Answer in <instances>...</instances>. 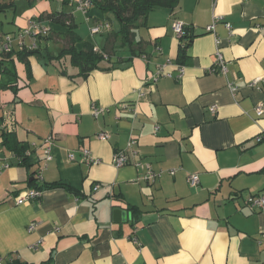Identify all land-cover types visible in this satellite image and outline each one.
<instances>
[{
  "label": "crops",
  "instance_id": "obj_1",
  "mask_svg": "<svg viewBox=\"0 0 264 264\" xmlns=\"http://www.w3.org/2000/svg\"><path fill=\"white\" fill-rule=\"evenodd\" d=\"M13 1L0 11V34L19 32L32 20L51 33L38 38L41 51L28 56L29 65L15 60L18 88L0 86L4 125L37 159L31 168L13 154L0 160V257L29 264H264V208L247 205L251 196L264 195V114L256 112L264 103V0H178L173 9L157 7L137 30L135 55L119 46L112 13L93 5L81 10L79 0L71 6ZM65 6L82 38L77 49L89 42L108 51L106 65L116 67L86 78L73 77L70 66L72 76L60 73V61L49 57L67 46L68 27L44 16ZM177 22L195 35L180 78ZM104 23L110 27L92 33ZM217 37L226 74L214 71ZM164 64L173 76L156 81ZM255 79L261 80L250 86ZM93 103L106 112L94 117ZM101 132L109 139H100ZM131 139L139 154L116 167L114 152L129 148ZM83 148L99 161L85 160ZM135 160L161 175L147 179ZM191 174L199 175L195 186ZM54 182L73 189L50 188L40 199L17 202L26 190ZM131 205L141 210L137 220ZM115 210L127 216L115 218Z\"/></svg>",
  "mask_w": 264,
  "mask_h": 264
},
{
  "label": "trees",
  "instance_id": "obj_2",
  "mask_svg": "<svg viewBox=\"0 0 264 264\" xmlns=\"http://www.w3.org/2000/svg\"><path fill=\"white\" fill-rule=\"evenodd\" d=\"M93 6L98 7L103 13H112L119 21L120 29L116 32V37L119 40V46L121 48L127 47L133 55H135V44L137 30L140 27L147 25V19L149 13L157 7H170L173 9L178 0H90ZM71 0H64L66 6L72 5ZM15 3L12 0L10 3L0 4V11H5L7 8L14 6ZM56 13L46 14L44 17L52 20L58 24L68 27V31L65 33L67 39V46L58 53V55H50L49 59L59 60L61 67L60 73L64 75H70L67 73V67L76 68V73L73 77L86 78L88 75L96 70H106L116 67L114 64L106 65V61L109 59V53L105 50L95 48L94 45L86 42L82 50H78L76 43L82 40L81 36L76 31V24L73 19V15L70 9L66 7ZM110 24V23H109ZM195 35L191 33L188 27H185V35L180 39V52L177 58V63L180 65H186L189 59L187 54V48L192 43ZM41 48L37 47L32 50L15 49L11 52H0V74L2 76L1 85L5 88L11 87L17 89V72L14 62L16 59L24 61L28 64V56L36 55L40 53ZM132 55V56H133ZM66 62L68 64L66 65ZM5 79V80H4ZM0 160L6 157L5 155L13 154L19 159L20 164L31 168L37 159L34 155V150L30 145L24 141H21L14 130L9 129L4 125V117L0 116ZM36 183L34 173L29 177V184ZM65 187L69 190L73 188L67 182H54L49 184H43L39 189L47 190L50 188ZM129 209L133 212V215L137 216L141 210L131 205ZM136 218V220H137ZM4 264H29L22 261L18 257L9 256L7 259H2Z\"/></svg>",
  "mask_w": 264,
  "mask_h": 264
},
{
  "label": "built area",
  "instance_id": "obj_3",
  "mask_svg": "<svg viewBox=\"0 0 264 264\" xmlns=\"http://www.w3.org/2000/svg\"><path fill=\"white\" fill-rule=\"evenodd\" d=\"M92 6V3L90 0H79L78 2V8L81 10L86 11ZM227 28L231 30L232 33V26L230 23H227ZM110 24L109 23H104V24H97L91 28L92 33H100L104 28H109ZM175 34L176 36L181 39L185 35V26L183 23L177 22L175 23L174 26ZM208 31L213 30V25H210L207 27ZM51 33V28L48 25L43 24L39 20H32L30 21L29 25L27 27L22 28L19 32L16 33H3L0 34V52H11L15 49H26V50H32L37 48L38 46V38L42 36H48ZM220 38L217 37V51H216V62H215V69L214 71H218L219 73L226 74L227 72V66H226V61L224 59L223 54L220 51ZM170 60H168V63L170 64ZM185 65H180L178 64V77H182L185 71L184 68ZM165 64L162 65L159 70L157 75L154 77L155 80H159L161 77H172V73L165 72ZM259 80L261 79H255L252 81L249 85L254 86L259 83ZM230 88L232 91H237V87H235L233 84H230ZM217 106L212 105L210 107V111L212 113H216ZM106 112L105 107L97 106L96 103H93L91 105V113L94 117L98 118L99 116L103 115ZM256 112L258 116H262L264 114V103L261 102L257 108ZM99 138L102 140H108L109 135L105 132H101L99 135ZM261 139V137H260ZM46 142L48 143L46 149H45V154H46V159L50 160L52 159V154H51V149H50V138L46 139ZM136 143L135 139H131V141L128 143L127 149H118L114 152L113 154V164L116 167H122L128 163H130L135 156L139 154L138 150L133 148V145ZM84 159L87 161H90L92 163H97L99 160L95 158L91 151L88 148H83L82 150ZM70 157L73 159L74 155L71 154ZM133 163L141 168L146 169V175L145 177L147 179H155L157 176L161 175V173L154 171V169L151 167L150 164H147L141 160H135ZM9 166L8 164H4V167ZM175 170H171V174H175ZM188 181L192 186L197 185L199 182V175L198 174H191L188 177ZM100 188V185H95L94 190H97ZM42 189L39 188H32L26 190L23 194H21L17 198L18 203H24L27 201L35 200V199H40L42 194H43ZM247 205L251 209H262L264 208V195H253L251 196L248 201ZM37 224L36 223H31L29 226V231H33L36 228ZM135 241L136 238H135ZM0 264H4V261L0 257ZM123 264H128V263H123Z\"/></svg>",
  "mask_w": 264,
  "mask_h": 264
},
{
  "label": "water",
  "instance_id": "obj_4",
  "mask_svg": "<svg viewBox=\"0 0 264 264\" xmlns=\"http://www.w3.org/2000/svg\"><path fill=\"white\" fill-rule=\"evenodd\" d=\"M118 214H120V215L123 214V215L127 216L126 211L123 212L122 210H115V211H114V216H115V218H116V215H118Z\"/></svg>",
  "mask_w": 264,
  "mask_h": 264
},
{
  "label": "rangeland",
  "instance_id": "obj_5",
  "mask_svg": "<svg viewBox=\"0 0 264 264\" xmlns=\"http://www.w3.org/2000/svg\"><path fill=\"white\" fill-rule=\"evenodd\" d=\"M12 16V15H11ZM98 38V37H97Z\"/></svg>",
  "mask_w": 264,
  "mask_h": 264
}]
</instances>
